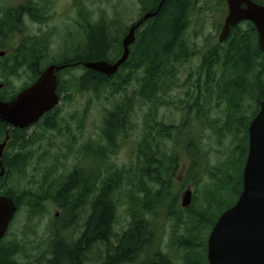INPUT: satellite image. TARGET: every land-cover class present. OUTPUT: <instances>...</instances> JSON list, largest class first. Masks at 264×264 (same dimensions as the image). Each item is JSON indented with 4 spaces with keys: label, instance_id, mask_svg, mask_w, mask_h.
I'll list each match as a JSON object with an SVG mask.
<instances>
[{
    "label": "trees",
    "instance_id": "obj_1",
    "mask_svg": "<svg viewBox=\"0 0 264 264\" xmlns=\"http://www.w3.org/2000/svg\"><path fill=\"white\" fill-rule=\"evenodd\" d=\"M20 1L22 3L19 7L6 10L0 22V31L18 27L22 23L23 15L33 17L37 15L35 11L38 12L41 6L36 3V0ZM160 1L141 0L145 12L155 11ZM199 1L167 0L157 16L140 27L136 45L132 46L131 56L116 75L107 76L84 67V74L80 78L74 77L75 81H59L58 93L60 95L69 91L72 86H75L77 90L86 89L94 92L97 90L98 93L109 88L112 93L125 91L126 87L134 82L138 86L133 96H126L117 101L114 108L106 113L102 131L106 145L97 146L95 151L99 162L97 169L99 189L94 199H88L85 195L86 190L92 187L94 177L85 174L77 175L78 168H74V171L64 180L62 178L65 183L57 181L49 187L46 186L47 191L42 193L41 191L38 193L23 191L22 199L11 191H3L0 183V195L12 197L17 204H20L19 209L25 205L28 206L32 216L41 215L46 210L47 203L54 200L53 202L62 210L65 227L78 225L81 216L85 217L83 230L76 242H67L61 231L52 229L49 245L50 257H41L36 264H81L90 251L100 247V249H105L104 264H146L141 261V257L154 245L153 215L166 208L169 211L164 210L165 214L169 215L167 218L176 222L174 232L179 236L174 237L171 246H174L179 257L173 258L162 250L157 251L156 249L155 252L153 249L152 252H155L152 253L153 259H157L155 262L152 259L149 260L148 264H175L174 260H180L183 264H208L207 238L210 229L219 215L236 202L243 190V169L249 143L248 126L259 110V101L264 100V54L258 46L255 26L251 27L254 24L243 22L246 30L240 33L238 29L232 39L227 41L226 48L220 45L213 47L214 49L208 51L203 57L202 63L193 70L195 76L193 90L196 94L192 98V105L188 106L187 117L184 121L177 125H169L159 120V109L169 104L168 94L170 95V92L175 89V85L176 88L179 86L180 69L194 52L192 45L187 41L184 29L192 10ZM218 1L222 2V0ZM254 1L264 4V0ZM41 11L44 16L37 15L36 17L45 19L43 12L46 9ZM83 27L86 31L84 46H79L76 49L78 51L71 58L66 57L61 62L51 61L55 55L52 56L50 53L49 40L46 37L26 36L20 41L15 51L5 58L6 68L0 65V70L5 69L4 74L10 71V75H15L17 68L26 67L29 71V81L24 84V88L30 85L50 62L69 64L75 61L101 59L113 62L119 57L122 51V33L118 25L102 22ZM113 35H115L114 38ZM123 71H127L125 76L122 75ZM4 90L0 91V98L3 100L18 93V91L12 93ZM189 98L191 94L188 92L187 99ZM216 98L217 106L227 109V120L219 129V137H223V131H225V133L233 134L234 140L238 143L232 150L231 156L223 164L211 168L202 166L203 171L210 177V181L202 191L201 204H196L198 196L194 195L192 205L186 210L180 209L177 205L179 197H174L170 188V182L173 181L177 167L181 163V153L177 147L184 143L185 150L190 156L193 155L192 170L198 168L199 160L204 161L207 156L203 149L202 138L199 136L198 124H204L203 122L209 116L210 108H213L212 105L209 108L206 106ZM248 101H252L253 105L250 106ZM138 105L146 107L147 111L144 127L139 134L140 139L133 152L135 163L131 166H114L110 163L113 152L117 151L121 140L128 139L137 128L134 113ZM247 108L253 109L250 115L245 112ZM56 109L46 114L44 128L56 127L52 121L54 118L51 117ZM216 124H218L217 121ZM28 130L11 131L19 150L17 149L16 153L12 154L5 153L3 165L7 172L3 178L0 177V182L6 181L14 172L25 175L32 154H34L31 148L39 141V137H29ZM5 132L6 125L0 123V139ZM169 138L177 146H174L175 148L170 152L166 143V141L170 142ZM238 153L241 154L239 163L242 162V164L236 167L237 163L232 160V157ZM41 186L45 189L44 184ZM129 186L131 189L128 190L127 205L131 220L127 228L117 234L115 232L118 210L116 197L119 196V192L122 193ZM219 207L220 212L215 215L213 211ZM87 209H89V214L85 213ZM180 230H182L181 233ZM5 240L6 238L0 245V264H21L16 257L24 252L25 245L23 242L16 241L8 244Z\"/></svg>",
    "mask_w": 264,
    "mask_h": 264
},
{
    "label": "rangeland",
    "instance_id": "obj_2",
    "mask_svg": "<svg viewBox=\"0 0 264 264\" xmlns=\"http://www.w3.org/2000/svg\"><path fill=\"white\" fill-rule=\"evenodd\" d=\"M21 3L22 1L20 0H0V22L8 8L12 9L13 7H19ZM36 3H39V6L41 7L38 12L35 11V14L37 13V15L44 16L41 10L46 9V11L43 12L45 13V19L37 18V15L35 17L31 15H23L22 23H20L18 27L11 30L7 28L5 31H0V51L6 52L5 56H0L1 66L6 68V62L4 59L15 51L20 41L26 36L38 38L46 37L51 43L48 46L50 48V53H52V56L55 55L54 59L51 61L61 62L66 57H71L76 54V49L80 45H83V41L86 38V31L83 26L88 24L97 25L102 23V21L107 24H116L120 27V31L124 37L128 32L129 27L134 24L135 21L137 22L141 19L145 13L141 0H36ZM196 6L197 7H195L190 14L191 18L189 17L187 21V27L184 29L187 41L192 45L194 52L192 53L191 58L180 69L178 74L179 86L171 91L170 95L168 94V96H170L168 97V99H170L168 100L169 104L161 107L158 112L159 120L164 121L169 125L180 124L187 117L188 106L192 105V98L196 94L195 90H193L195 82L193 70L202 63V56L204 57L208 51L213 50L215 46H221L219 35L224 20L228 15L227 11H223L224 8H226L224 7V2L218 0H200ZM245 28L246 25L242 24L240 26V31L242 32V30H246ZM226 44L227 43L222 44V47L226 48ZM72 48H74V51ZM50 64L53 63L50 62ZM4 70L5 69L0 70V82L2 81L5 83V88L0 91H3L4 89V91L12 93L19 91L23 88L24 84L29 81V71H27L26 67L17 68L15 75H10V71L5 72L4 74ZM63 71L60 72L61 80H64L63 82H69L70 79L71 81H75L73 79L74 77H82L85 68L84 66H75L65 69L64 72ZM126 73L127 71H124V73L122 72V75L125 76ZM115 80L117 81L118 79ZM135 86H138V84L134 82L131 86H127L125 91L122 90L118 93H112L110 88L100 93H94V91L86 89L77 90L75 86L70 87L71 89L69 91L62 94L63 97L58 109L51 116L54 118L52 120L54 124L58 123L56 127L51 129L44 128L45 126L43 123L46 122L45 120L42 124H38L36 127L27 131L29 137H39V141L31 148L34 154H32L25 176L18 172H14L6 181L0 182L3 187L2 190L11 191L19 199L20 197L22 199L21 192L28 190L34 193L40 191V193L44 192L46 186L49 187L58 179L63 178L64 180L66 175L84 160L88 162L90 167L88 171H91L93 167L97 170L99 168H97L98 156L93 152H88L91 151V149H88L92 147L96 148L97 146L100 147V145H106L104 136H102L106 113L113 108L115 102L122 100L126 96H132L133 92L136 91ZM190 86L192 88H190ZM188 92L191 94V98L189 99H187ZM248 104L252 106L253 102L248 101ZM211 105L213 108H210L209 116L203 122L204 124H198L199 136L202 138L203 149L207 156L204 161L202 162L199 160L200 164L198 168L192 170L194 162L193 157L190 156L187 150H185L184 144L181 145L182 147H177V150L179 148L181 150V163L177 167V172L174 174V180L172 181L173 183L171 182L170 188L173 195L179 197L177 205L180 209H183V194L189 188L195 192L194 195L198 196L196 204H201L203 198L202 191L210 181V177L203 171L202 166L205 165L206 167L211 168L223 164L231 156L232 150L238 143L234 140L233 134L225 133V131H223V137H219V129L227 120V109L223 106H217V98L212 99V102L208 103L206 108L211 107ZM252 110L253 109L251 108H247L245 112L247 115H250ZM146 111V107H141L139 105L136 107L134 121L137 124V128L134 129V132L130 134L127 140H121L120 146L117 149L118 151L115 152L116 156L114 154L111 156L110 163L112 165L124 167L131 166V164L135 163L133 152L136 145L135 143L140 139L139 134L144 127ZM216 121L218 124H216ZM236 135L240 136V134L237 133ZM3 138L4 136L0 139V142L4 140ZM8 142H11L8 146L12 147V149L8 151V154H12L18 149V144H16L13 139ZM166 143L169 152L176 147L172 142ZM85 151L88 153L85 155L86 158L84 159ZM38 157H41L40 161ZM232 160L237 163L236 167L237 165L241 166L242 162L239 163L241 161L240 153L233 156ZM83 164H85V162ZM42 184L45 185V189L40 186ZM130 189V186L127 187L122 193L119 192V196L116 197L118 215L115 232L117 234L123 232L131 220L127 206V194ZM164 210L166 209L160 210L159 213L156 212L153 215L154 245L156 243L155 246H157V248L153 245L151 249H157V251L162 250L175 258L178 256V253L171 244L174 237L179 236V234L174 232L176 224L175 220L170 218L167 219V215L165 214L166 211ZM219 212L220 207L213 211L215 215ZM81 220H79L78 225L65 227L62 210L55 202H48L46 210L41 215L36 216H32L29 212L28 206L25 205L19 209L11 223L5 241L6 243L10 242L8 244H12L15 241L23 242L26 249L23 253L18 254L16 260L21 264H36V261L41 257H50L49 245L52 238V229L61 231L65 236V240L73 243L78 240L83 230L85 220L83 215L81 216ZM181 232L182 230H180V233ZM100 248H95L90 251L86 256V259L81 261V264H104L105 249ZM151 249L147 250V253H144L143 258H154V253ZM24 253L28 254L30 257H26ZM174 262L175 264H183L180 260H174Z\"/></svg>",
    "mask_w": 264,
    "mask_h": 264
},
{
    "label": "water",
    "instance_id": "obj_3",
    "mask_svg": "<svg viewBox=\"0 0 264 264\" xmlns=\"http://www.w3.org/2000/svg\"><path fill=\"white\" fill-rule=\"evenodd\" d=\"M167 0H161L155 11H148L134 24L123 39V54L115 62L106 60L81 61L84 67L111 76L116 74L130 55L136 42V31L145 21L157 16ZM228 15L225 19L220 42L231 33V27L243 21L252 22L258 31V44L264 53V5L253 0H226ZM0 51V56H5ZM70 64H51L28 87L10 100H0V122L11 129H25L37 123L46 113L60 103L57 73ZM4 87L0 83V89ZM250 122L249 150L243 169V190L237 201L225 210L216 221L208 237L209 264H264V100ZM8 131V132H9ZM10 134L0 143V177L5 175L2 158ZM182 206L189 207L193 200L191 188L182 197ZM18 211L16 201L7 195L0 196V244L6 236Z\"/></svg>",
    "mask_w": 264,
    "mask_h": 264
},
{
    "label": "bare ground",
    "instance_id": "obj_4",
    "mask_svg": "<svg viewBox=\"0 0 264 264\" xmlns=\"http://www.w3.org/2000/svg\"><path fill=\"white\" fill-rule=\"evenodd\" d=\"M121 2H122V1H121ZM160 2H161V1H160ZM204 2H205V1H204ZM157 3H158V2H157ZM207 3H208V2H207ZM261 3H262V2H261ZM225 4H226V3H225ZM131 5H132V4H131ZM261 5H263V4H261ZM142 6H143V5H142ZM196 7H197V6H196ZM156 9H157V8H156ZM203 9H204V8H203ZM141 10H142V9H141ZM79 11H80V10H79ZM151 11H152V10H151ZM159 11H160V10H159ZM223 11H224V10H223ZM82 12H83V11H82ZM146 12H148V11H146ZM146 12H145V13H146ZM224 12H225V11H224ZM145 13H144V14H145ZM188 13H189V12H188ZM79 14H80V13H79ZM144 14H143V16H144ZM80 15H81V14H80ZM80 15H79V16H80ZM82 16H83V15H82ZM102 17H103V16H102ZM226 17H227V16H226ZM106 18H107V17H106ZM154 18H155V17H154ZM184 18H185V17H184ZM187 18H188V17H187ZM190 18H191V17H190ZM142 19H143V17H142L141 19H139L137 22L141 21ZM152 19H153V18H152ZM152 19H149V20H152ZM225 19H226V18H225ZM29 20H30V19H29ZM149 20H148V21H149ZM183 20H184V19H183ZM81 21H82V20H81ZM148 21H145L143 24L140 25V27H142V25H144L145 23H148ZM102 22H103V21H102ZM110 22H111V21H110ZM137 22H136V23H137ZM224 22H225V21H224ZM112 23H113V22H112ZM136 23H134V24H136ZM241 23H243V22H241ZM241 23H240V25H242ZM109 24H110V23H109ZM119 24H120V23H119ZM134 24H132V25L129 27L128 32H129L130 28H131ZM238 24H239V23H238ZM238 24H237V25H238ZM251 24H253V23H251ZM78 25H79V24H78ZM79 26H80V25H79ZM181 26H182V25H181ZM218 26H219V25H218ZM250 26H251V25H250ZM254 26H255V25H253V26H251V27L253 28ZM140 27H139V28L137 29V31H136V40H137L138 30L140 29ZM143 27H144V26H143ZM186 27H187V26H186ZM235 27H236V26H235ZM235 27H233V28L236 29ZM24 28H25V26H24ZM24 28H23V29H24ZM26 28H27V27H26ZM111 28H112V27H111ZM113 28H115V27H113ZM117 28H118V27H117ZM177 28H178V27H177ZM218 28H219V27H218ZM220 28H221V27H220ZM231 29H232V27H231ZM245 29H247V28H245ZM255 29H256V27H255ZM109 30H110V29H109ZM218 30H219V29H218ZM249 30H250V29H249ZM249 30H248V31H249ZM22 31H23V30H22ZM234 31H236V30H234ZM7 32H8V31H7ZM16 32H17V31H16ZM124 32H125V31H124ZM126 32H127V31H126ZM128 32L126 33V35L128 34ZM216 32H217V31H216ZM221 32H222V31H221ZM252 32H253V31H252ZM110 33H111V32H110ZM114 33H115V32H114ZM114 33H112V34H114ZM182 33H183V32H181V34H182ZM185 33H186V32H185ZM197 33H198V32H197ZM197 33H196V34H197ZM240 33H241V31H240ZM245 33H246V32H245ZM256 33H257V35H258V31H257V29H256ZM256 33H255V35H256ZM83 34H84V33H83ZM233 34H235V33H233ZM14 35H15V33H14ZM21 35H22V34H21ZM126 35H124V37H125ZM230 35H231V33H230ZM230 35H229V36H230ZM257 35H256V36H257ZM0 36H1V35H0ZM114 36H115V35H114ZM193 36H194V35H193ZM219 36H220V35H219ZM229 36H228V39H229ZM14 37H15V36H14ZM74 37H75V36H74ZM120 37H121V36H120ZM124 37L122 36L123 39H124ZM182 37H183V36H182ZM195 37H196V36H195ZM122 38H121V39H122ZM230 38H231V37H230ZM83 39H84V37H83ZM123 39H122V41H121V42H122V51H121V53H120L121 55H120L115 61H117V60L122 56V54H123ZM146 39H147V38H146ZM189 39H190V35H189ZM179 40H180V39H179ZM226 40H227V39H226ZM119 41H120V40H119ZM4 42H5V41H4ZM76 42H77V41H76ZM121 42H120V43H121ZM144 42H145V41H144ZM146 42H147V41H146ZM177 42L179 43V41H177ZM211 42H212V41H211ZM2 43H3V42H2ZM66 43H67V42H66ZM178 43H177V44H178ZM222 43H223V42H222ZM226 43H227V42H226ZM7 44H8V43H7ZM81 44H82V43H81ZM116 44H117V43H116ZM177 44H176V45H177ZM180 44H181V43H180ZM227 44H228V43H227ZM227 44H226V45H227ZM133 45H134V44H133ZM133 45H131V47H130V55H129V58H130V56H131V51H132V46H133ZM135 45H136V44H135ZM209 45H210V44H209ZM211 45H212V44H211ZM214 45H215V43H214ZM80 46H81V45H80ZM83 46H84V45H83ZM114 46H115V45H114ZM119 46H120V45H119ZM144 46H145V45H144ZM179 46H180V45H179ZM258 46H259V44H258ZM69 47H70V46H69ZM73 47H74V46H73ZM195 47H196V46H195ZM12 48H13V47H12ZM119 48H120V47H119ZM204 48H205V47H204ZM212 48H213V47H212ZM72 49H73V51H74V48H72ZM117 49H118V48H117ZM172 49H174V48H172ZM188 49H189V48H188ZM191 49H192V48H191ZM120 50H121V49H120ZM120 50H119V51H120ZM183 50H184V49H183ZM195 50H196V49H195ZM77 51H78V50H77ZM115 52H117V51H115ZM67 53H68V52H67ZM204 53H205V52H204ZM262 53H263V52H262ZM110 54H111V53H110ZM187 54H189V53H187ZM197 54H198V53H197ZM197 54H196V55H197ZM200 54H201V53H200ZM204 55H205V54H204ZM259 56H260V55H259ZM262 56H263V55H262ZM262 56H260V57H262ZM134 57H135V56H134ZM136 57H137V56H136ZM136 57H135V58H136ZM70 58H71V57H70ZM129 58L127 59V61L129 60ZM202 58H203V56H202ZM202 58H201V59H202ZM112 59H113V58H112ZM156 59H157V58H156ZM156 59H155V60H156ZM159 59H160V56H159ZM197 59H198V58H197ZM4 60H5V59H4ZM101 60H104V59H101ZM157 60H158V59H157ZM187 60H188V58H187ZM94 61H97V60H94ZM106 61H107V60H106ZM115 61H113V62H115ZM127 61H126V62H127ZM108 62H109V61H108ZM126 62H125V63H126ZM136 62H137V61H136ZM185 63H186V62H185ZM53 64H57V63H53ZM135 64H136V63H135ZM50 65H51V64H50ZM57 65H62V64H57ZM123 65H124V64H123ZM123 65H122V66H123ZM122 66H121V67H122ZM46 67H47V66H46ZM46 67H45V68H46ZM182 67H183V66H182ZM45 68H44V69H45ZM85 68H86V67H85ZM65 69H66V68H65ZM87 69H88V68H87ZM120 69H121V68H120ZM120 69H119V70H120ZM199 69H200V68H199ZM63 70H64V69H63ZM63 70H61V71H59V72H62ZM78 70H79V69H78ZM89 70H91V69H89ZM93 71H94V70H93ZM143 71H144V69H143ZM196 71H197V70H196ZM63 72H64V71H63ZM94 72H95V71H94ZM190 72H191V71H190ZM98 73H99V72H98ZM117 73H119V71H118ZM117 73H116V74H117ZM123 73H124V71H123ZM61 74H62V73H61ZM101 74H102V73H101ZM116 74H114V75H116ZM142 74H143V73H142ZM192 74H193V73H192ZM104 75H105V74H104ZM114 75H111V76H114ZM198 75H199V74H198ZM80 76H81V75H80ZM107 76H108V75H107ZM192 76H193V75H192ZM60 77H61V76H60ZM126 77H127V76H126ZM190 77H191V76H190ZM76 78H77V77H76ZM187 79H188V78H187ZM70 80H71V79H70ZM190 80H191V79H190ZM200 80H201V79H200ZM63 81H64V80H63ZM0 83H3V82H0ZM135 83H136V82H135ZM198 83H199V82H198ZM3 84H4V87H3V88H5V83H3ZM95 84H96V83H95ZM184 84H185V83H184ZM187 84H188V83H187ZM69 85H71V84H69ZM69 85H68V86H69ZM125 85H126V84H125ZM188 86H189V85H188ZM194 86H195V85H194ZM60 87H64V86H61V85H60ZM128 87H129V86H128ZM135 87H136V86H135ZM205 87H206V85H205ZM207 87H208V86H207ZM3 88H1V89H3ZM11 88H12V87H11ZM132 88H133V87H132ZM175 88H176V85H175ZM1 89H0V90H1ZM103 90H104V89H103ZM5 92H6V91H5ZM96 92H97V90H96ZM13 93H14V92H13ZM94 93H95V92H94ZM117 93H118V92H117ZM16 94H17V93H16ZM16 94H15V95H16ZM15 95H13V96H15ZM135 95H136V94H135ZM0 96H1V95H0ZM5 96H6V95H5ZM13 96H11V98H12ZM132 96H133V94H132ZM207 96H208V95H207ZM169 97H170V96H169ZM134 98H135V97H134ZM167 98H168V97H167ZM208 98H209V97H208ZM9 99H10V98H9ZM119 101H120V100H119ZM115 103H116V102H115ZM59 104H60V103H59ZM59 104H58L54 109H56V108L58 109ZM135 104H136V103H135ZM258 104H259V103H258ZM142 105H143V104H142ZM193 106H194V105H193ZM113 108H114V107H113ZM224 108H225V107H224ZM54 109H53V110H54ZM57 109H56V110H57ZM53 110H51L50 112H52ZM107 112H108V111H107ZM48 113H49V112H48ZM48 113H46V114H48ZM46 114H45V115H46ZM134 114H135V113H134ZM228 114H229V113H228ZM45 115H44V116H45ZM135 115H136V114H135ZM56 116H57V115H56ZM56 116H55V117H56ZM142 117H143V116H142ZM202 117H203V116H202ZM49 118H51V117H49ZM43 119H44V118H43ZM46 119H47V118H46ZM56 119H57V118H56ZM203 119H204V118H203ZM52 120H53V119H52ZM38 122H39V121H38ZM38 122H37V123H38ZM37 123H35V124H37ZM35 124H33V125H35ZM57 124H58V123H57ZM57 124H56V125H57ZM40 127H41V126H40ZM48 127H50V126H48ZM42 128H43V127H42ZM173 128H174V127H173ZM176 128H177V127H176ZM60 129H61V128H60ZM59 131H60V130H59ZM172 131H173V130H172ZM175 131H176V130H175ZM177 131H178V130H177ZM18 132H19V131H18ZM116 135H117V133H116ZM171 135H173V134H171ZM102 136H103V135H102ZM112 136H114V135H112ZM115 137H116V136H115ZM130 139H131V138H130ZM130 139H129V140H130ZM169 139H170V138H169ZM4 140H5V139H4ZM4 140H3V142H4ZM9 140H10V139H9ZM9 140H8V141H9ZM31 140H32V139H31ZM126 140H127V139H126ZM135 140H136V138H135ZM8 141H7L6 146L9 145V144H8V143H9ZM98 141H99V140H98ZM172 141H173V140H172ZM3 142H1V143H3ZM88 142H89V141H88ZM112 142H113V141H112ZM114 142H115V141H114ZM166 142H167V141H166ZM170 142H171V139H170ZM174 142H177V141H174ZM181 142H183V141H181ZM10 143H11V142H10ZM93 143H94V142H93ZM95 143H96V142H95ZM172 143H173V142H172ZM14 144H15V143H14ZM112 144H113V143H112ZM122 144H123V143H122ZM135 144H136V143H135ZM183 144H184V143H183ZM19 145H20V144H19ZM25 146H26V145H25ZM112 146H113V145H112ZM137 146H138V145H137ZM164 146H165V145H164ZM118 147H119V145H118ZM121 147H122V145H121ZM121 147H120V148H121ZM176 147H177V146H176ZM5 148H6V147H5ZM21 148H22V147H21ZM28 148H29V147H28ZM127 148H128V147H127ZM89 149H91V148H89ZM89 149H88V150H89ZM93 149H94V148H93ZM179 149H180V148H179ZM181 149H182V148H181ZM24 150H25V149H23V151H24ZM117 151H118V150H117ZM117 151H116V152H117ZM180 151H181V150H180ZM18 152H19V151H18ZM85 152H86V151H85ZM80 153H81V152H80ZM29 154H30V153H29ZM31 154H32V153H31ZM113 154L116 156V154H115L114 152H113ZM113 154H112V155H113ZM117 154H118V153H117ZM121 154H122V153H121ZM175 154H176V153H175ZM186 154H187V153H186ZM5 155H6V154H5ZM7 155H8V154H7ZM23 155H24V154H23ZM191 155H192V154H191ZM21 156H22V155H21ZM21 156H20V157H21ZM115 156H114V157H115ZM192 156H193V155H192ZM81 157H82V156H81ZM30 158H31V157H30ZM38 158H39V157H38ZM40 158H41V157H40ZM40 158H39V161H40ZM84 158H86V157H84ZM120 158H121V157H120ZM246 158H247V157H246ZM13 159H14V158H13ZM17 159H18V158H17ZM42 159H43V158H42ZM131 159H132V158H131ZM180 159H181V158H180ZM10 160H11V158H10ZM26 160H27V159H26ZM78 160H79V159H78ZM78 160H77V161H78ZM83 160H84V159H83ZM83 160H82V161H83ZM95 160H96V159H95ZM12 161H13V160H12ZM91 162H92V161H91ZM178 162H179V161H178ZM10 163H11V162H10ZM10 163H9V164H10ZM14 163H15V162H14ZM94 163H95V162H94ZM81 164H82V163H81ZM11 165H12V164H11ZM19 165H20V164H19ZM22 165H24V164H22ZM95 165H96V164H95ZM98 165H99V164H98ZM107 165H108V164H107ZM129 165H130V164H129ZM174 165H175V164H174ZM14 166H15V165H14ZM87 166H88V165H87ZM103 166H104V165H103ZM97 167H98V166H97ZM23 168H24V167H23ZM87 169H89V168H87ZM87 169H86V170H87ZM24 171H25V170H24ZM87 171H88V170H87ZM6 172H7V171H6ZM6 172H5V173H6ZM44 172H45V170H44ZM44 172H43V173H44ZM176 172H177V171H176ZM23 173H24V172H23ZM54 173H55V172H54ZM56 173H57V172H56ZM24 176H25V175H24ZM189 176H190V175H189ZM22 177H23V176H22ZM2 178H3V177H2ZM29 178H31V177H29ZM32 178H33V177H32ZM23 179H24V178H23ZM39 179H40V178H39ZM169 179H170V178H169ZM44 180H45V179H44ZM170 180H171V179H170ZM173 180H174V179H173ZM188 180H189V179H188ZM30 181H31V180H30ZM46 181H47V180H46ZM121 181H122V180H121ZM14 182H15V181H14ZM49 182H50V181H49ZM34 183H35V182H34ZM170 183H171V182H170ZM172 183H173V182H172ZM184 183H185V182H184ZM2 184H4V183H2ZM38 184H39V182H38ZM180 184H181V183H180ZM168 185H169V184H168ZM196 185H197V184H196ZM40 186H41V185H40ZM172 186H173V185H172ZM181 186H182V185H181ZM42 187H43V186H42ZM40 189H41V188H40ZM41 190H42V189H41ZM29 191H30V190H29ZM46 191H47V190H46ZM49 191H50V190H49ZM139 191H140V190H139ZM37 192H38V191H37ZM140 192H141V191H140ZM156 192H157V191H156ZM21 193H22V192H21ZM169 193H170V192H169ZM194 193H195V192H194ZM9 194H10V193H9ZM142 194H143V193H142ZM21 195H22V194H21ZM27 195H29V194L27 193ZM37 195H38V194H37ZM24 196H25V195H24ZM29 196H30V195H29ZM32 197H33V196H32ZM34 197H35V196H34ZM37 197H38V196H37ZM172 197H173V196H172ZM172 197H171V198H172ZM174 197H175V196H174ZM20 198H21V197H20ZM45 198H46V197H45ZM138 198H139V197H138ZM167 198H168V197H167ZM167 198H166V199H167ZM53 201H54V200H53ZM20 202H21V201H20ZM27 203H28V202H27ZM169 204H170V203H169ZM18 205H20V204H18ZM119 205H120V204H119ZM123 206H124V205H123ZM127 206H128V205H127ZM170 207H171V206H170ZM188 208H189V207H188ZM166 209H167V208H166ZM171 210H172V209H171ZM185 210H186V209H185ZM167 211H168V209H167ZM168 212H169V211H168ZM117 215H118V214H117ZM148 215H149V214H148ZM163 215H164V214H163ZM83 216H84V215H83ZM168 216H169V215H168ZM168 216H167V217H168ZM38 217H39V216H38ZM56 217H57V215H56ZM167 219H168V218H167ZM169 220H170V219H169ZM55 221H56V220H55ZM81 221H82V220H81ZM115 225H116V224H115ZM55 226H56V225H55ZM52 227H53V226H52ZM59 228H61V227H59ZM57 229H58V228H57ZM210 230H211V229H210ZM30 232H31V231H30ZM31 234H32V233H31ZM33 235H34V234H33ZM160 235H161V234H160ZM66 236H67V234H66ZM68 236H69V235H68ZM173 236H174V235H173ZM22 237H23V236H22ZM159 239H161V238H159ZM170 239H171V238H170ZM20 240H21V239H20ZM28 240H29V239H28ZM32 241H33V240H32ZM152 241H153V240H152ZM29 242H30V241H29ZM156 242H158V241H156ZM8 243H10V242H8ZM23 244H24V243H23ZM4 246H5V245H4ZM149 246H150V245H149ZM154 246H155V245H154ZM160 247H161V246H160ZM153 248H154V247H153ZM155 248H157V246H155ZM150 249H151V248H150ZM22 250H23V249H22ZM151 250H152V249H151ZM159 251H160V250H159ZM35 252H36V251H35ZM88 252H89V251H88ZM143 252H144V251H143ZM155 252H156V250H155ZM155 252H153V253H155ZM40 253H41V252H40ZM47 254H48V253H47ZM43 255H44V254H43ZM45 256H46V255H45ZM26 257H27V256H26ZM36 257H37V256H36ZM173 257H174V256H173ZM177 257H179V256H177ZM177 257H176V258H177ZM22 259H23V258H22ZM32 259H33V258H32ZM141 259H142V258H141ZM179 259H180V258H179ZM158 261H159V260H158ZM37 262H39V261H37ZM8 263H9V262H8ZM39 264H40V263H39ZM45 264H46V263H45ZM93 264H94V263H93Z\"/></svg>",
    "mask_w": 264,
    "mask_h": 264
},
{
    "label": "flooded vegetation",
    "instance_id": "obj_5",
    "mask_svg": "<svg viewBox=\"0 0 264 264\" xmlns=\"http://www.w3.org/2000/svg\"><path fill=\"white\" fill-rule=\"evenodd\" d=\"M223 2H224V4H225V7H226V11H227V13H228V6H227V2H226V0H222ZM264 5V4H263ZM225 21V20H224ZM135 23H136V21H135ZM241 23V22H240ZM240 23L238 24V25H235V26H233V27H235L236 29H234L233 27H232V29H231V35L229 36V39L227 38V40H225L223 43L222 42H220V40H219V42H220V44H221V46H222V44H224V43H226L227 41H229L230 39H232V37H233V33H235V32H237V30L239 29V30H241L240 29ZM242 24V23H241ZM224 25V24H223ZM222 28H223V26H222ZM222 28H221V31H222ZM234 30H236V31H234ZM220 34H221V32H220ZM231 37V38H230ZM219 38H220V36H219ZM70 64V66H68L67 68H70V67H75V66H79V65H81L80 64V61H75V62H71V63H69ZM66 68V69H67ZM60 73V72H59ZM59 73H58V80H61V78H60V75H59ZM10 99H11V97H9ZM9 98H7L6 100H3V99H1L0 98V100H3V101H7V100H9ZM44 118V119H43ZM46 118H47V116L45 115L44 117H42L40 120H39V122L36 124V125H33V126H30L28 129H31V128H33V127H36L38 124H42L45 120H46ZM6 125V132H5V134L3 135L4 136V138L3 139H5V135L7 134V132L9 131V125L8 124H5ZM14 131V130H13ZM10 133V132H9ZM12 139H13V137H12V133H11V136H10V140L9 141H12ZM3 142V141H2ZM1 143V142H0ZM10 143V142H9ZM8 143V144H9ZM94 147H92L91 148V151H88V152H93L94 154H95V151L97 150V147L96 148H94ZM10 149H12V147L11 146H6V148H5V152L4 153H7ZM90 150V149H89ZM87 151L85 152V155L88 153ZM85 155H84V157H85ZM83 157V158H84ZM85 159V158H84ZM97 159H98V157H97ZM85 162V164H83ZM82 164H79L77 167H75V169L76 168H78V170H79V172H77V175H83V174H85V175H88V176H93L94 177V180H93V184H92V187L91 188H88L87 190H86V196L88 197V199H90L91 198V200L92 199H94L96 196H97V194H98V189H99V178H98V171L93 167L92 169H91V171H87V170H89V169H87V168H90L89 167V165H88V162L87 161H83V162H81ZM98 164H99V162H97V166H98ZM88 165V166H87ZM98 168V167H97ZM87 169V170H86ZM72 171H74V169L72 170ZM72 171L69 173V174H71L72 173ZM68 174V175H69ZM68 175H66V177L68 176ZM65 177V178H66ZM62 182V183H65V181H63L62 179H58V180H56V182ZM55 183V182H54ZM52 203H54L53 201H52ZM88 208H89V205H88ZM84 211V210H83ZM85 213H88L89 214V209H87V211L85 210ZM142 259H141V261L142 262H144V263H146V264H148V262H149V260H153V262H155L156 261V259L157 258H155V259H153L152 257L151 258H143V256L141 257ZM154 264V263H153Z\"/></svg>",
    "mask_w": 264,
    "mask_h": 264
}]
</instances>
